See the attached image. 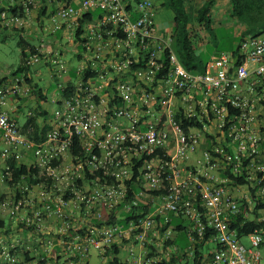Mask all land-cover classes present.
<instances>
[{
	"label": "built area",
	"instance_id": "built-area-1",
	"mask_svg": "<svg viewBox=\"0 0 264 264\" xmlns=\"http://www.w3.org/2000/svg\"><path fill=\"white\" fill-rule=\"evenodd\" d=\"M42 7L54 8L47 33L75 30L79 76L65 87L46 137L33 141L7 110L12 97L29 94L28 80L0 75V178L13 181L0 207L35 231L51 218L70 230L79 216L99 220L122 210L135 217L78 234L72 249L82 255H103L131 239L147 251L137 264H159L162 255L150 254L149 244L165 250L176 216L190 221V250L214 242L204 264H260L264 231L241 235L231 221L241 214L264 221V34L240 37L201 72L188 70L171 37L157 33L152 0L136 7L126 0H0V35L29 29ZM49 54L65 68L58 51ZM37 57L27 50L26 64ZM28 151L30 171L15 181L10 161ZM3 256L18 262L7 249Z\"/></svg>",
	"mask_w": 264,
	"mask_h": 264
},
{
	"label": "crops",
	"instance_id": "crops-1",
	"mask_svg": "<svg viewBox=\"0 0 264 264\" xmlns=\"http://www.w3.org/2000/svg\"><path fill=\"white\" fill-rule=\"evenodd\" d=\"M139 0H126V3L131 7H136V3ZM155 7H157V17H156V29L157 33L164 37H171L174 28V17L175 14L173 10L168 5L169 0H152ZM209 0H185L186 7H189L195 14H192V25H198L200 27H204L203 23L197 20V11L204 3ZM74 6H78L80 0H72ZM212 17H213V24L214 21H218V14L217 12L223 10L222 8L229 7V16L231 17L232 11V1L231 0H214V4L212 5ZM53 7H42L40 10L35 11L32 18V25L29 26V29L25 30L24 32L20 33V38L23 39V43L25 45V51L32 50L34 53L38 54V57L35 59L34 63L30 66L31 72L28 74L29 78V85H30V98H36L39 106L44 101H47L48 94H47V87L51 86V83H48L46 87L40 86V83L37 79L33 78L32 75V67L34 64H37L40 61H43L47 67H53L50 70L49 75L52 79L57 81V90H58V97L53 98L58 106L59 101L63 98L64 89L67 85H73L74 82L78 79V72L77 67H70L69 64L64 62L65 68L61 69L59 65L54 64L52 61L55 55L51 56L49 53L58 51L61 55V58L64 57V50L65 46H61V50L54 49L49 43L45 42L46 38L43 36L45 33L47 34H54L55 32L45 31V28H50V12ZM164 9V11H163ZM166 13L167 23L165 27H162L158 22L162 19L159 14ZM96 15V14H95ZM160 18V19H159ZM232 19V18H231ZM233 20V19H232ZM171 21V22H170ZM48 22V23H47ZM197 28V27H194ZM205 28V27H204ZM66 38L68 39V43L72 44L74 50V56L80 60L79 52L80 47L78 44V39L75 35V30L73 28H63L60 30ZM10 32H15L12 30H6L4 33V39ZM30 35H36L38 44H33L29 42L28 37ZM196 35V34H195ZM27 36V37H26ZM1 40V36H0ZM20 41V39H19ZM59 45L58 41L56 42ZM212 59V58H211ZM210 59V60H211ZM24 61V59H22ZM23 63V62H22ZM18 69V68H17ZM16 69V70H17ZM14 71L0 70V75L2 77H10L12 75H21V73H15ZM39 74V71L36 72ZM28 95V96H29ZM22 100V99H21ZM20 98L12 97L7 105L8 112L14 116L16 111L20 108ZM13 112V114H12ZM39 114L42 116H46L47 112L45 110H39ZM52 118L46 121V125L42 128L40 133L35 131L36 129V120H31L27 123V129L23 131L26 137L33 141H39L46 137L50 130V122ZM21 127V126H20ZM46 129V130H45ZM46 133L43 136V133ZM33 153L28 151L24 154V156L19 160L20 164L30 166L33 162ZM13 192V189L10 184L4 182L0 178V200L8 197ZM126 215V212L122 210H118L113 214V218L115 222L120 223L123 226H126L125 219L123 216ZM83 218V219H82ZM181 223L185 226H189L190 221L185 218H179ZM96 219H84V217H77L73 220V224L70 230H61L62 224L58 219L51 218L46 223V228L44 231H35L32 229H26L23 224L20 223L19 219L16 217H12L9 212L0 207V264H12L10 263L5 256H3V250L7 249L12 255H15L18 259L16 264H93L89 260L91 258V251L87 255H82L79 251H74L72 247L77 243V235H84L85 231H88L89 228L93 227L96 222ZM84 227L83 229H80ZM180 236V235H179ZM173 239H179L174 237ZM157 240H155L156 242ZM177 243V242H176ZM115 244H118L119 254L118 257L120 260L125 264H137L138 254L145 255L147 251L139 248L138 246L134 245V242L131 239L123 240V241H116ZM155 247L158 248L160 252L163 251L161 245L158 243H154ZM131 248L135 250V254L131 252ZM96 251V250H95ZM158 251V252H159ZM175 251L183 252L180 246L175 245ZM98 252V251H97ZM149 252V251H148ZM27 253V254H26ZM79 253L80 257L76 255ZM98 256L102 257V264H113L112 258L114 257V253L110 252V254L102 256L99 252ZM82 256V257H81ZM77 257V258H75Z\"/></svg>",
	"mask_w": 264,
	"mask_h": 264
},
{
	"label": "rangeland",
	"instance_id": "rangeland-1",
	"mask_svg": "<svg viewBox=\"0 0 264 264\" xmlns=\"http://www.w3.org/2000/svg\"><path fill=\"white\" fill-rule=\"evenodd\" d=\"M222 9L223 10L217 12L218 21H214L213 29L211 30L200 27L198 25L193 26L192 21L190 22V27L193 31L191 34V44L195 55L203 62H208L211 58L216 57L217 54L221 51H230L236 46L238 37L243 33L244 25L237 19H231V17L229 16V7ZM163 13V15L159 14V16L163 17L162 19L159 18L160 20L158 23L162 27H165L168 19L165 16L166 13ZM192 14H195V12H193ZM0 36V70H5L6 72L14 71L20 65H22L23 62L22 47L19 44L20 33L10 32L5 39L4 34H1ZM43 36L46 38L45 42H48L49 45H51L56 50L60 51L61 46H65L64 57L62 58V60L65 63L67 62L66 64H69V66L72 68L79 65V60L74 56L73 46L72 44L68 43L66 35H64L61 31H56V33L54 34L46 35L44 33ZM28 40L33 44H38L36 35H30L28 37ZM57 41L59 45L56 44ZM175 50H177V47H175ZM53 67H51V69ZM51 69L50 67H47V65L44 64L43 61L34 64V66L32 67L33 78L39 81L40 86L44 88L48 83H51V86L47 87V94L49 99L47 101H44L41 106H39L37 99L30 98L31 95L29 94V96L26 95L20 98L19 102L21 106L16 111L14 117L21 126V129L23 131L25 130V132L27 129V123L31 119L36 120L35 131L37 133H40L42 131V128L46 125V121L54 116V112L57 109V103L55 100L53 101V98L56 97V95L58 97L59 93L57 90V81L55 79H52L49 75ZM37 71H39V74L36 73ZM41 109L47 112L45 117L39 114V110ZM173 235V238L177 237V233H174ZM178 238L179 239L177 240V243L178 246H180L181 250L183 251L184 248L188 250L187 247L191 245V241L189 240L188 236H186V234H180ZM243 242L247 246H250V239L248 237L243 238ZM214 246V242L209 241L207 243H204L201 249L204 251L205 255H207L208 252L214 248ZM163 247L165 250L161 252V258L171 256L173 254V251H175V246L169 247L168 245H164ZM259 250L260 264H264V246L260 247ZM97 254V251L91 250V258L89 260L93 264H102L103 258L98 256ZM166 254L168 255L165 256Z\"/></svg>",
	"mask_w": 264,
	"mask_h": 264
},
{
	"label": "trees",
	"instance_id": "trees-1",
	"mask_svg": "<svg viewBox=\"0 0 264 264\" xmlns=\"http://www.w3.org/2000/svg\"><path fill=\"white\" fill-rule=\"evenodd\" d=\"M185 0H169L168 5L173 10L175 17H174V28L173 33L171 35V48L173 51L178 55L181 62L184 64V66L192 71V72H201L204 70L205 65L207 62L201 61L194 53L192 44H191V34L192 29L190 27V22L192 20V11L189 7H186ZM232 1V11H231V18L237 19L239 22H241L244 25V30L242 36L247 35H261L264 34V0H231ZM214 4V0H209L206 3L202 5V7L199 8L197 13V20L201 23H203L204 27L206 29H213V17H212V5ZM22 38V37H21ZM20 38L19 44L22 47V59H24L22 65L18 67L15 73H24L25 77L28 78V74L31 72L30 65L26 64V51H25V45L23 43V39ZM237 39V40H238ZM174 45V46H173ZM175 47H177V50H175ZM235 47L232 48L228 52L234 51ZM223 51L219 52L217 55L222 53ZM70 88V87H69ZM46 130V129H45ZM46 133H43V136ZM74 152H76L74 150ZM11 167L14 169V180L17 181L20 176L24 173H27L29 168L26 165L19 164L17 158H13L10 161ZM234 180L237 184H241L245 181L243 177H234ZM8 184L13 185V181H7ZM244 211L247 210L248 204H245L242 206ZM262 205L256 206L257 209L261 208ZM126 219L124 220L126 223V226L128 225V222L133 220L135 218L133 215H130V213L126 214ZM181 217L172 216L171 224L174 225L175 231L177 233V237L181 234H186L188 236V227L183 225L181 221L179 220ZM115 219L113 216H109L106 213L102 217V219L96 220L94 222L97 223V225H103V224H110ZM24 225V224H23ZM231 226L234 229H237L241 235H248L253 233L255 230H263L264 231V221H259L256 218L253 219H245L242 214L239 216H236L231 221ZM26 229H31L29 227H26ZM264 234V233H263ZM210 236L206 235V240H209ZM177 239H171L169 241L164 242V245H168L169 247L177 245ZM204 244V241L201 243H196L195 247L191 249L192 244L187 247L188 250L185 248L183 249V252L180 254L178 251H173V254L168 257L162 258V262L159 264H204L202 262V259L205 257L204 251L201 249L202 245ZM194 246V245H193ZM264 246V241L261 244V247ZM158 248L155 247V245L149 244V253L153 255H160V251L158 252ZM110 252L114 253V257L112 258L113 264H125L123 263L120 258L118 257L119 254V248L118 244H114L111 248H109L105 254L102 256L110 254ZM27 254V253H26ZM77 257H80L79 253L76 255ZM207 256H211L210 251L208 252ZM75 257V258H77ZM82 257V256H81ZM23 264V263H20Z\"/></svg>",
	"mask_w": 264,
	"mask_h": 264
}]
</instances>
